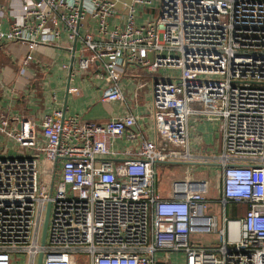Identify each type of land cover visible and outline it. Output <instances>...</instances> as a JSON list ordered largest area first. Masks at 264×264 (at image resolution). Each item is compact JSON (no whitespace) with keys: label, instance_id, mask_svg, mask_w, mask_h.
Here are the masks:
<instances>
[{"label":"built area","instance_id":"1","mask_svg":"<svg viewBox=\"0 0 264 264\" xmlns=\"http://www.w3.org/2000/svg\"><path fill=\"white\" fill-rule=\"evenodd\" d=\"M119 4L121 28L110 23ZM146 7L151 17L134 24ZM0 44L27 48L1 70L0 101L31 84L39 47L68 45L62 68L102 80V102L124 100L127 66L169 72L151 78L152 139L132 114L96 124L55 110L37 121L0 104V264H264V0H3ZM197 115L219 124L218 216L205 181H173L168 198L157 189L158 164L191 159ZM123 138L135 149L120 161L110 141ZM203 235L219 243L193 242Z\"/></svg>","mask_w":264,"mask_h":264},{"label":"crops","instance_id":"2","mask_svg":"<svg viewBox=\"0 0 264 264\" xmlns=\"http://www.w3.org/2000/svg\"><path fill=\"white\" fill-rule=\"evenodd\" d=\"M3 0H0V3ZM128 0H120L125 2ZM151 9L149 7L136 9L137 15L134 24H140L145 19L151 17ZM118 12L115 17L110 20L114 27L121 28L126 23V12L118 5ZM142 11V12H141ZM141 12V13H140ZM88 29L95 32V25L88 23ZM83 30H80L82 33ZM27 48L24 45L0 44V73L1 70L5 76H8L12 71L11 67L15 69L17 58L24 55ZM33 61L29 65L27 75L33 77L30 85L22 87L20 91L14 96L11 101L6 100L4 97L1 99V109L8 114H15L22 110L34 116L38 121L44 114H51L55 110H61L65 117H74L82 122H93L96 124H103L107 121L124 117L128 114L138 116L137 126L147 136L149 135L148 123L151 121L150 117L141 116L140 114L145 108L149 109L151 106L150 86L148 82L149 73L140 68L127 66L125 73L120 80L121 92L123 95L122 101L117 102H102L101 95L105 88L102 80H96L92 77L91 73L74 72L71 73L62 68L64 65L71 64V51L68 45L62 44L59 47H39L32 52ZM5 67V69H4ZM3 68V69H2ZM161 70L157 73L149 75L151 78L161 77L165 75L160 74ZM145 81L147 86L142 95L136 93V86L138 83ZM33 86V87H31ZM30 88V91L26 88ZM79 90L77 95H72L71 92ZM54 93L56 101L51 100V94ZM151 133V132H150ZM203 136L200 141L203 142ZM111 149L120 153L118 160H126L127 156L122 155L125 153H132L135 149L133 140L128 139H114L110 141ZM191 159L183 163L196 165L200 161L204 162V154H192V148L187 146ZM192 150V151H191ZM176 163V162H170ZM169 163V164H170ZM182 163V164H183ZM212 174L213 178H217L215 173ZM173 176V175H172ZM158 173L156 177V184L161 198L169 197V190L164 192L162 188H158ZM173 176L170 181H177ZM217 215L219 212L212 213Z\"/></svg>","mask_w":264,"mask_h":264},{"label":"rangeland","instance_id":"3","mask_svg":"<svg viewBox=\"0 0 264 264\" xmlns=\"http://www.w3.org/2000/svg\"><path fill=\"white\" fill-rule=\"evenodd\" d=\"M160 74L164 73L165 75L169 74L168 71L161 70L158 72ZM177 74V72H173ZM148 82L150 86V76L147 75ZM148 83L145 84V81L138 83L136 86V93L138 95H142V92L145 91V87ZM33 87V86H31ZM26 90L30 91V88H26ZM151 109L145 108L144 111L140 114L141 116L150 117ZM151 119V117H150ZM149 130L151 132L152 127V119L148 123ZM219 124L217 121L209 120L207 121L205 117L201 115L191 116L188 119L187 125V145L192 148V154L201 153L204 154L205 160L204 162L200 161L198 166L181 163H165L158 164L157 173H158V188H162L164 192L169 190L170 185L172 183L171 178L174 176L177 181H189V182H199L205 181L207 184L206 194L204 195L209 210L212 213L219 212L221 207L219 205V184L216 178L212 177V173H215L216 176L219 175V168L216 166V163L211 159L212 156L217 155L220 151L221 147V139L220 134L218 132ZM149 135L152 136V132ZM147 136V135H146ZM203 136V142L200 141V137ZM147 138L152 139L147 136ZM191 154V152H189ZM12 156L13 154L10 153ZM9 157V156H8ZM183 163V164H182ZM173 175V176H172ZM45 169H43L40 173V181H43L45 178ZM167 189V190H166ZM229 206H226V214H228ZM217 214V216L219 215ZM216 214V213H215ZM193 242L198 243L201 246L208 247L210 245H215L219 243V240L214 235H203V236H192ZM22 263H28V257L25 256L21 258ZM168 264H181L180 261L174 260V256H171Z\"/></svg>","mask_w":264,"mask_h":264},{"label":"trees","instance_id":"4","mask_svg":"<svg viewBox=\"0 0 264 264\" xmlns=\"http://www.w3.org/2000/svg\"><path fill=\"white\" fill-rule=\"evenodd\" d=\"M245 210L244 206H230L228 213L230 216H236Z\"/></svg>","mask_w":264,"mask_h":264},{"label":"water","instance_id":"5","mask_svg":"<svg viewBox=\"0 0 264 264\" xmlns=\"http://www.w3.org/2000/svg\"><path fill=\"white\" fill-rule=\"evenodd\" d=\"M47 219H48V210H47L45 223H44V227H43L42 243L44 242L45 235H46ZM41 260H42V256L40 255L39 258H38V263L37 264H41Z\"/></svg>","mask_w":264,"mask_h":264}]
</instances>
